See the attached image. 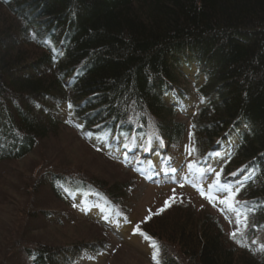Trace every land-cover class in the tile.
Returning a JSON list of instances; mask_svg holds the SVG:
<instances>
[{
    "label": "trees",
    "instance_id": "trees-1",
    "mask_svg": "<svg viewBox=\"0 0 264 264\" xmlns=\"http://www.w3.org/2000/svg\"><path fill=\"white\" fill-rule=\"evenodd\" d=\"M61 127L136 180L192 161L240 186L248 227L235 239L212 216L185 214V202L150 209L139 236L157 246L155 264H264V245H249L264 233V0H0V164L23 161ZM49 161L24 185L23 225L78 220L103 240L52 246L23 227L0 257L96 264L108 227L129 230L122 197L135 181ZM41 189L74 214L34 206ZM168 214L175 231L155 236L150 222Z\"/></svg>",
    "mask_w": 264,
    "mask_h": 264
},
{
    "label": "rangeland",
    "instance_id": "rangeland-1",
    "mask_svg": "<svg viewBox=\"0 0 264 264\" xmlns=\"http://www.w3.org/2000/svg\"><path fill=\"white\" fill-rule=\"evenodd\" d=\"M33 50L34 49L31 47H27L26 54H33ZM175 120L178 121L179 124H187L184 118L176 117ZM185 139L188 143V139L186 137L184 140ZM40 157H45L48 161L50 160L49 162L52 164L62 166L69 171H73L72 169L82 170L108 184L120 180L132 181L133 179L135 181L126 192V196L122 197V207L128 214V221L125 229L128 228L130 231L127 230L126 233H123L122 230L116 228V226L109 225L110 227L108 228L110 231L104 235L107 254L103 258L95 260L96 264H155L153 260L154 253L151 252V245L149 244L151 239L146 238V240H149L148 243L144 238L139 236V231H135V229L136 226L140 227L145 223L147 213L150 209L153 208L154 211L161 210V207L165 205V201H169L170 198L173 197L175 200L185 202L189 205L188 208H185L186 210L182 209V211L192 216L194 220L212 216L215 220L221 222L223 226L220 225L222 228L224 227L223 232L226 236L238 230L237 237H239V234L242 232L243 218L241 217V223L238 228L235 214L222 212L224 206L220 205L218 202L219 199L225 198L227 194L223 196L215 195L217 197V202L214 207L208 200L201 197L200 193L193 187V184H195L194 182L186 180L187 186L181 188L179 186L174 188L167 185L171 182L185 180L184 177L182 178L180 176V169L184 168L190 175H194L197 170L195 166L189 170L188 164L190 162L184 164L179 162L178 164L171 165L170 168H166L168 170H166L163 165H160L157 172H151L150 175H148V179L151 180V183L160 186L156 188L155 186L147 185V181L136 180L127 173L126 170L119 168L113 164L111 160L104 158L97 151L85 144L72 130L61 127L56 134H51L47 136L46 139L42 140L35 152L30 154L23 161L0 164V249L8 245V242L13 237L18 238L23 227L24 230L27 229L25 233L28 234L27 238H29V240L37 239L40 242H47L52 246L66 245L74 241L90 242V240L101 238L97 232L95 233L89 228L88 223L78 220H76V224L70 226L63 224V226L53 227L39 220H28L26 225H23V213H21V208L23 206L22 196L25 189L24 185L28 182L27 179H32V177H35V174H38V170H36L37 167L34 168V165H36ZM165 163L168 164V162ZM172 169L176 170L175 174H173ZM165 177L168 179H164ZM207 178L209 179L204 185L199 186L196 184L198 187L203 188L206 193L208 192L209 185L214 183L215 175L211 173ZM38 193L39 196L36 194L34 196V201H31L34 206L42 204L40 207L42 208L44 204L48 203V208L51 207L67 215L71 213L72 215L74 214L73 211L70 212L67 208L54 203L51 199L52 196L46 189H41ZM44 201L49 202L44 203ZM236 207H238V204ZM185 214L182 213V215ZM166 216H161L155 219L154 222H150L151 224H155V228H153L155 229L154 232H156V234L154 233L155 236H157V233L163 234V232L168 233L175 231L176 228L169 223V218L173 216ZM65 222L66 220H63V223ZM25 226H32V229L31 227L25 228ZM9 230H12V235ZM225 235L224 240L226 238ZM261 235H264V233H258L257 236L249 242L251 247L255 250H258L264 244V242H256V238ZM159 237L161 238V236ZM101 240H103V237ZM12 241L14 240L10 242ZM0 261L1 264H7L11 261L10 256L6 253L3 257H0ZM77 264L90 263L78 261Z\"/></svg>",
    "mask_w": 264,
    "mask_h": 264
},
{
    "label": "snow or ice",
    "instance_id": "snow-or-ice-1",
    "mask_svg": "<svg viewBox=\"0 0 264 264\" xmlns=\"http://www.w3.org/2000/svg\"><path fill=\"white\" fill-rule=\"evenodd\" d=\"M70 107H71V105H70ZM188 168H189V170H191L193 168V165L191 163H189ZM212 171H213V169L209 168L206 173H202V176L206 177V176L210 175ZM172 172H173V174H175L176 170L172 169ZM221 177H222V171L217 172L215 174V181L212 185H209L207 193L204 191L203 188L198 187L196 184H193V187L196 188V190L200 193L202 198L208 200V202L211 203L214 207L216 206V202H217V197L213 194L214 191H218L221 194L227 193V196L225 198H221L218 201L220 205L224 206V208L222 209V212L234 213L235 216L237 217L236 224H237L238 228H239V225L241 223V217H242L244 227L247 228L248 227V216H247V214L242 213L236 207L237 203H239L236 200V196L239 194V192L241 190L240 186H237L235 188V191H233L232 185L228 181L222 180ZM181 187H183V184H181ZM172 199H174V197L170 198V200H172ZM170 200L165 201V208L169 206ZM160 211H163V209H161ZM135 231H139V226H136ZM237 234H238V230L230 233V236H231V238L235 239ZM151 246L154 249H156V247H157L154 243ZM262 250H264V249H262ZM153 260L154 261L157 260V256L155 254L153 255Z\"/></svg>",
    "mask_w": 264,
    "mask_h": 264
},
{
    "label": "bare ground",
    "instance_id": "bare-ground-1",
    "mask_svg": "<svg viewBox=\"0 0 264 264\" xmlns=\"http://www.w3.org/2000/svg\"><path fill=\"white\" fill-rule=\"evenodd\" d=\"M234 174H236V173H234ZM239 174V173H238ZM233 175V174H232ZM237 175V174H236ZM241 175H242V173H241ZM256 242L257 243H262V242H264V235H261V236H258L257 238H256Z\"/></svg>",
    "mask_w": 264,
    "mask_h": 264
}]
</instances>
